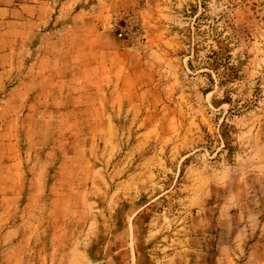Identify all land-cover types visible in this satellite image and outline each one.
<instances>
[{
    "label": "rangeland",
    "instance_id": "1",
    "mask_svg": "<svg viewBox=\"0 0 264 264\" xmlns=\"http://www.w3.org/2000/svg\"><path fill=\"white\" fill-rule=\"evenodd\" d=\"M0 7V264H264V0Z\"/></svg>",
    "mask_w": 264,
    "mask_h": 264
},
{
    "label": "crops",
    "instance_id": "2",
    "mask_svg": "<svg viewBox=\"0 0 264 264\" xmlns=\"http://www.w3.org/2000/svg\"><path fill=\"white\" fill-rule=\"evenodd\" d=\"M4 11V8H1L0 7V14L2 13ZM7 41H5L4 39H0V45H2L3 47H5L6 46V43ZM2 54L0 53V56H1Z\"/></svg>",
    "mask_w": 264,
    "mask_h": 264
},
{
    "label": "built area",
    "instance_id": "3",
    "mask_svg": "<svg viewBox=\"0 0 264 264\" xmlns=\"http://www.w3.org/2000/svg\"><path fill=\"white\" fill-rule=\"evenodd\" d=\"M118 35L121 36V33H119Z\"/></svg>",
    "mask_w": 264,
    "mask_h": 264
}]
</instances>
